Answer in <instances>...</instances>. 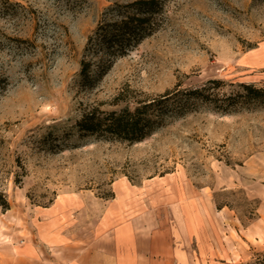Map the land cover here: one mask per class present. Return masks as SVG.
I'll list each match as a JSON object with an SVG mask.
<instances>
[{
    "label": "rangeland",
    "instance_id": "rangeland-1",
    "mask_svg": "<svg viewBox=\"0 0 264 264\" xmlns=\"http://www.w3.org/2000/svg\"><path fill=\"white\" fill-rule=\"evenodd\" d=\"M9 1L0 3V197L10 205H0V264H67L102 237L143 248L153 233L191 263L264 264V99L227 112L200 102L136 143L77 126L95 107L179 84L221 79L219 98L245 93L241 83L264 88V0H164L159 29L103 76L93 67L88 82L81 61L98 59L88 42L102 13L131 0Z\"/></svg>",
    "mask_w": 264,
    "mask_h": 264
},
{
    "label": "trees",
    "instance_id": "trees-1",
    "mask_svg": "<svg viewBox=\"0 0 264 264\" xmlns=\"http://www.w3.org/2000/svg\"><path fill=\"white\" fill-rule=\"evenodd\" d=\"M0 3L11 4L9 0H0ZM164 7V0L114 2L106 7L88 42L97 47L98 59L95 62L92 59L81 61L80 74L83 80L89 81L93 67L103 76L114 59L124 56L159 29ZM222 84L224 81L221 79H210L202 86L191 88H179V84L163 94L120 109L106 111L95 107L82 115L77 126L84 134L136 143L151 136L168 119L196 109L200 102L213 104L227 112L242 104L241 98L258 101L264 99L263 87L247 83L240 85L245 93L219 98L216 88ZM0 205L4 209L10 206L4 197H0Z\"/></svg>",
    "mask_w": 264,
    "mask_h": 264
},
{
    "label": "crops",
    "instance_id": "crops-1",
    "mask_svg": "<svg viewBox=\"0 0 264 264\" xmlns=\"http://www.w3.org/2000/svg\"><path fill=\"white\" fill-rule=\"evenodd\" d=\"M158 236V233H153L145 238L143 248L139 246L138 239L136 240L133 236L130 240L127 239L125 243L127 247H122L118 238L110 244L109 240L102 237L98 241L99 246L85 252L84 258L76 259L75 256V260L70 259L67 264H204L198 259L191 263L187 251L173 246V242L162 245ZM24 261L26 262L27 259ZM39 262L37 260L36 264H40ZM51 264H60V257H54Z\"/></svg>",
    "mask_w": 264,
    "mask_h": 264
}]
</instances>
